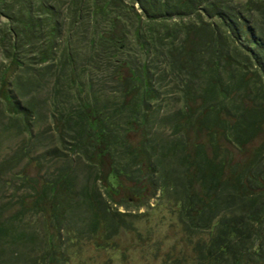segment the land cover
Returning <instances> with one entry per match:
<instances>
[{
	"label": "trees",
	"instance_id": "1",
	"mask_svg": "<svg viewBox=\"0 0 264 264\" xmlns=\"http://www.w3.org/2000/svg\"><path fill=\"white\" fill-rule=\"evenodd\" d=\"M0 105V151L29 142L0 153V264H71L141 220L128 192L191 264H264V143L231 164L264 141V0H0Z\"/></svg>",
	"mask_w": 264,
	"mask_h": 264
},
{
	"label": "rangeland",
	"instance_id": "2",
	"mask_svg": "<svg viewBox=\"0 0 264 264\" xmlns=\"http://www.w3.org/2000/svg\"><path fill=\"white\" fill-rule=\"evenodd\" d=\"M136 28L137 26L133 28L134 32L137 30ZM159 28H162V26ZM175 98L177 101L180 100L177 94L171 95L170 98H164L168 99L165 105L168 106L169 112L172 113L178 110L179 106L181 107V101L180 103H174ZM0 107L3 108V105H0ZM3 122L7 123L4 119ZM158 132L168 135L170 131L166 128H160L156 133L158 134ZM141 134L143 135L141 129H137L133 133V141L135 143L142 140L143 136ZM27 140L25 136L8 139L0 151L1 155L10 154L22 146L28 147L27 143L29 142H26ZM221 143L225 144L224 142ZM263 143V139L259 138L251 147L247 148V152L235 151L236 155L234 161L231 162L232 166L237 165V163H240V165L246 163L254 150L261 147ZM225 145L229 146V144ZM228 149L233 150L231 147ZM256 173L255 168L249 170V174L253 177H255ZM5 174V180H9L12 176ZM122 182L127 189L130 188L131 184H128L127 180H122ZM1 195L3 193L0 192ZM131 196V192H128L125 193L123 199H117V202L121 205L120 210L131 215H141V220L134 221L131 219V230L121 231L119 236L111 240L103 237H91L86 241L78 242L74 247L75 249H70L69 252V257L72 258L71 264H186V262L191 264L193 259L196 258L194 244L190 242L192 238L186 235L183 226L181 228L177 226L179 221L172 217L171 212H174V206L166 202V205L159 208L156 212L144 215L145 211L140 209L139 205L134 207L126 202L124 204L125 200L132 199ZM152 207H155V205ZM106 241H109L110 244ZM71 248L73 247L71 246Z\"/></svg>",
	"mask_w": 264,
	"mask_h": 264
}]
</instances>
